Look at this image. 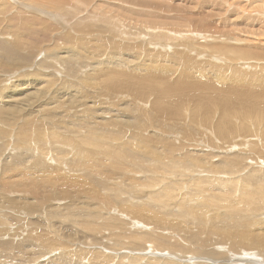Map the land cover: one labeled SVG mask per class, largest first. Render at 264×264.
<instances>
[{"label": "rangeland", "instance_id": "obj_1", "mask_svg": "<svg viewBox=\"0 0 264 264\" xmlns=\"http://www.w3.org/2000/svg\"><path fill=\"white\" fill-rule=\"evenodd\" d=\"M126 1L0 0V264H264V0ZM96 35L232 62L259 104L224 122L116 117L133 107L110 101L102 71L145 60L109 41L99 57Z\"/></svg>", "mask_w": 264, "mask_h": 264}, {"label": "bare ground", "instance_id": "obj_2", "mask_svg": "<svg viewBox=\"0 0 264 264\" xmlns=\"http://www.w3.org/2000/svg\"><path fill=\"white\" fill-rule=\"evenodd\" d=\"M119 1H121V0H119ZM125 3H127V1ZM114 6H115V4H114ZM124 7L122 5L121 6L118 5L117 6V10L118 9L120 10V8H122V10H124ZM125 8H126L125 9V11H126L127 10V5H126ZM109 9H111L113 11V7L109 8ZM112 11H111V13H112ZM113 12L116 13L115 10ZM126 12H128V11H126ZM120 14H119V16H120ZM122 14H123L122 16H124V15L126 17L129 16V14L126 13V14H128V15H126L124 11L122 12ZM125 16H124V18H125ZM124 18L121 17L122 20ZM115 19H117V21L119 20L118 17H115ZM129 20L130 19H128V23H129ZM110 21H111V19H110ZM126 21H127V18H126ZM135 21L136 22H131V21L130 22L133 23V24L134 23L136 24L138 21L137 20H135ZM153 21H155V20L153 19ZM120 22H122V21H120ZM108 23H109V21H108ZM122 23L125 24L126 22L124 21ZM106 24H107V22H106ZM109 24H112V23L110 22ZM139 24H140V22H139ZM157 25H158V23H157ZM142 26H145V25H143V23H142ZM147 26L149 27V25H146L145 27H147ZM106 27L109 30H111L110 29L111 26H110V28H109V25L106 26ZM133 27H134V25H133ZM101 28L103 29V26H101ZM84 30L86 31V29H84ZM147 30H152V32H150V33L151 34L152 33L155 34V35L150 36L149 39L153 40L155 42V45H160L159 44L160 41L163 40V38L165 37V36H163V34L159 33L160 32L159 31L160 28L159 27H155V28H151V29L146 28L145 31H144L146 36L150 34V33L146 32ZM96 31L99 33L100 36L106 37L105 34H104V30L101 31L100 28H99ZM120 31H122V30H120ZM113 33H115V32L113 31ZM138 34H139V32H138ZM189 34H190V32H189ZM174 35H176V34H174ZM191 35H193V34H191ZM100 36H97V39L100 38ZM186 36H188V35H186ZM216 37L218 38L219 36H216ZM220 37H221V35H220ZM224 37H225V35H224ZM137 38H138V36H137ZM226 38H229V37L227 36ZM101 39L102 40L98 39L99 40V45H96L95 48H94V51L98 53L99 57H102L104 55V53L106 52L104 44L107 41H109V43L107 45H109V46L112 45L113 47H117L119 52H121V53L122 52H127L130 56L132 55L131 57H134L136 60H140L141 58L145 60L144 65H142L143 64L142 61H141L142 64L140 63L143 67L145 66L144 69L141 68L142 71L140 72V75H137L138 73L137 74H133V73H136L135 71L134 72L131 71V72H128L126 74L125 73L126 71H123L124 68H122L123 70H121L120 68H118V67H120L118 65H117L118 67L117 66H114V67L112 66L111 68L108 67L107 69L102 71L100 79L104 78V82L105 83L104 82H102V83H104V86H105V84L108 85V88H107V86H106V88L108 89V94L112 98L111 100L110 99L109 100L110 101H114V100L118 99L119 97L120 98L122 97V102L125 103L124 106L126 105V103H128V106L133 107V108L127 107L128 108L127 112L126 111L123 112V111H119V110L116 111V112L113 111L114 113H117L116 115H118V116H116V117H123L122 115H125L126 117H133L134 119L136 118L138 120L139 119L141 120V118H144L145 120L148 119V121H150L152 119H155V120L164 122L165 119L164 120L160 119L158 117L159 114H160L161 118H167V119L168 118L174 119V117H177V116L178 117H181V116L184 117V115L181 114L179 110L183 111L182 108H186V110H187L186 115H187V118H189L190 120H192L193 118H197V117H205L207 119L215 118L218 121V119H222L223 120V119H228V118H234L233 115L238 116L240 114L245 113V112L231 111V109L234 108L233 106L237 102L239 104H241L243 102H247V103H250L252 105L259 104V100H260L259 98H257V97H249V96L245 95L247 93V91H246L245 87L243 86L244 84H242L243 76H241V74L239 72H237L233 68L232 62L230 64H228L227 67L222 68V67H219V66H214V65L207 64L205 62L204 63H197V62H195L192 59V57H191L192 55H190V57H188V56H183L181 54L182 56L181 55H173V56L170 57V56H166V53L165 54L160 53V52H162V50L158 53V52L150 51L146 47L137 46L136 44L134 45L133 43H130V42L128 44H130L131 47H126L128 44L125 45V46H122V45H120L121 43H119V44L118 43H114L113 39L112 40H107V41H105V39H103V38H101ZM93 40H95V39H93ZM234 40H236V39L234 38ZM156 41H157V43H156ZM115 42H117V41H115ZM148 42H151V41H147V43ZM150 44H152V43H150ZM222 44L225 45V43H220V45H222ZM220 45H218V48L220 47ZM224 45L222 46L223 48L222 47L220 48L221 50H224L226 48V45L225 46ZM150 46H152V45H150ZM197 50H200V49H197ZM192 53H194V52H192ZM203 53H205V52H203ZM218 53H220V52H218ZM184 54H186V53H184ZM88 55H89V52L87 53L86 56H88ZM106 55H108V54L106 53ZM90 56H91V54H90ZM111 56H115V55L112 54ZM122 56L125 57L126 55L122 54ZM198 56H201V55H198ZM91 57H92L91 59H94V61H96V62H97V60H99V58H97L96 56H91ZM123 57H121V58H123ZM112 58H113V60H115L114 57H112ZM208 59H209V56H208ZM108 60H110V59H108ZM136 60H134V61H136ZM118 61H117V63L119 64L120 61L119 62ZM230 61H231V59H230ZM228 62H229V60H228ZM86 63H88V62H86ZM91 63H93V62H91ZM117 63H115V64H117ZM168 63H170V64H168ZM98 64H97V66H98ZM131 64L133 65V63H131ZM172 64H173V66H172ZM89 65H90V63H89ZM111 65H113V64H111ZM126 65H127V63H126ZM128 65H130V64H128ZM84 66H86V65H84ZM174 66H177V67L180 66L179 70L181 72L179 71V73H178L177 71L172 70L173 69L172 67H174ZM124 67H125V65H124ZM131 67H134V66H131ZM136 67H137V65H136ZM135 69H137V68H135ZM125 70H126V68H125ZM143 71H145V72L142 74ZM195 74L198 75V76H196ZM128 75H130L131 77H128ZM96 77H98V76H96ZM119 78H121V79L125 78V81H122L121 79L119 80ZM97 81L99 82V80H97ZM97 81H96V83H97ZM93 83H94V81H93ZM102 83H100V84H102ZM25 88H27V87H25ZM102 89H104V87H102ZM145 89H146V91H145ZM136 90L141 92V93L136 92ZM105 91H107V90L105 89ZM115 97H118V98H115ZM145 98H147V99L145 100ZM156 98L160 99L161 102H162V108H160V109L157 108L158 111L160 110L157 113L151 112V102H152L153 99H156ZM96 100H98V99H95V101L93 100V104L94 105H95L94 102H96ZM125 100L127 102H124ZM84 105H85L84 107L87 106L86 104H84ZM94 105H93V107H94ZM96 105L102 107L103 102L97 101ZM172 105H175V106H172ZM170 106H172V107H170ZM129 108H130V110H129ZM102 109H104V108H102ZM105 110H106V108H105ZM145 110H147V111H145ZM154 110H155V108H154ZM132 111H134V114L132 113ZM147 112H148V114H147ZM150 115L153 116V118ZM107 117H108V115H107ZM103 118L106 120L105 117H103ZM112 121H113V119H112ZM115 121L116 120L114 119V122ZM217 121H215V122L217 123ZM192 122H193V120H192ZM219 122L222 123L221 121H219ZM223 122H224V120H223ZM222 125H223V123H222ZM65 126H66V124H65ZM224 126H226V124L223 125V127ZM220 127H222V126H220ZM191 134H193V132ZM262 175H264V174H262ZM260 177H261V175H260ZM263 180H264V177H263ZM248 181H250V180H248ZM73 183H74V181H73ZM81 183H84V182L81 181ZM88 184L92 185L91 183H88ZM79 186H81V184ZM82 186L84 187L85 185H82ZM85 187H84L85 189L88 188L87 185ZM73 188L76 190V192H78L79 190H80L79 191L80 193H84L85 192L84 189H79V188H77L76 185L73 186ZM81 190H83L84 192L81 191ZM244 190H246V189H244ZM245 193H247V192H245ZM90 194L93 195L95 193H90ZM182 200H183V198H182ZM256 246H258L260 248V250H262L264 252V236L258 238ZM47 256H49V254H47ZM1 257H2V253L0 252V259H1ZM249 260L254 262V263L256 261L254 259H249ZM244 262H247V261H244Z\"/></svg>", "mask_w": 264, "mask_h": 264}]
</instances>
